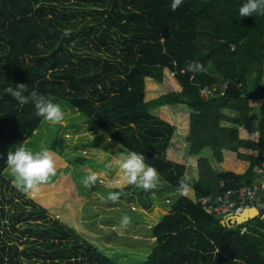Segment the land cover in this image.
<instances>
[{
  "label": "trees",
  "instance_id": "1",
  "mask_svg": "<svg viewBox=\"0 0 264 264\" xmlns=\"http://www.w3.org/2000/svg\"><path fill=\"white\" fill-rule=\"evenodd\" d=\"M245 2L183 0L173 12L172 0H0V264H118L13 185L8 151L68 128L7 94L17 83L84 121L81 159L126 149L158 170L150 198L120 172L122 185H103L146 210L156 241L142 264H264L263 218L228 227L199 203L252 184L264 162V16L241 18ZM204 86L219 93L205 99Z\"/></svg>",
  "mask_w": 264,
  "mask_h": 264
},
{
  "label": "rangeland",
  "instance_id": "2",
  "mask_svg": "<svg viewBox=\"0 0 264 264\" xmlns=\"http://www.w3.org/2000/svg\"><path fill=\"white\" fill-rule=\"evenodd\" d=\"M82 122L81 118L79 121L77 118L64 119L62 125L68 126L67 129L62 127L60 131L47 137L48 132L43 133L45 136L40 133L34 137L32 146H27L34 152L43 148L50 149L55 152L58 161L57 176L49 184L42 186L33 198L46 206L53 216L61 218L108 252L118 264H142L147 251L154 245L149 231L152 224L140 218L139 214L145 209L137 200L121 197L117 203H113L107 199L109 193L107 194L103 185H122L119 183L118 163L113 156L107 163L106 152L87 154L84 153L87 151L84 148L86 160L81 159L83 154H80L78 148L83 143L80 138L84 129V126H80ZM60 135L64 137L61 138ZM74 148H77L75 152ZM93 165H103L105 170L96 171L101 174L100 180L95 186L86 188L83 180L94 172L88 168ZM6 172L13 180L9 170ZM150 192L147 191L143 196L150 198ZM131 194L137 196L135 190ZM124 215L129 216L131 222L122 228L120 221Z\"/></svg>",
  "mask_w": 264,
  "mask_h": 264
},
{
  "label": "clouds",
  "instance_id": "3",
  "mask_svg": "<svg viewBox=\"0 0 264 264\" xmlns=\"http://www.w3.org/2000/svg\"><path fill=\"white\" fill-rule=\"evenodd\" d=\"M182 3L183 0H172L171 10L175 12ZM254 14L264 16V0H246L239 8L241 18L254 16ZM62 35L69 37L72 35V30L65 28L62 30ZM184 70L194 73L205 71L204 66L196 61L186 62ZM5 91L20 105L33 104L36 110L35 114L42 117L45 123L52 126L60 125L65 119L64 108L60 103H54L55 98L51 95L45 96L36 90L29 92L28 85L24 83L15 84V88L9 86ZM120 146L118 145V147ZM117 163L121 179L126 185L135 186L144 191H151L161 184L162 177L160 173L156 168L145 163V155L142 153L123 149L119 154ZM6 164L10 175L13 177V185L17 190L30 197H34L35 194L39 193L42 186L49 184L58 172L56 154L47 148L34 152L27 146L21 145L15 151H8ZM100 176L101 174L96 172L89 173L83 180L84 186L86 188L95 186L100 180ZM190 179L187 174L181 177L180 187L178 188L181 195L186 194L188 189L186 182ZM122 190L123 186H120V191ZM120 191L110 192L107 199L117 203L120 199ZM130 222V217L124 215L120 225L122 228L127 227Z\"/></svg>",
  "mask_w": 264,
  "mask_h": 264
},
{
  "label": "built area",
  "instance_id": "4",
  "mask_svg": "<svg viewBox=\"0 0 264 264\" xmlns=\"http://www.w3.org/2000/svg\"><path fill=\"white\" fill-rule=\"evenodd\" d=\"M217 86H204L201 88V95L205 99L217 96ZM255 181L250 185H243L237 189H228L223 193L206 194L199 198L201 208L210 215L228 219L242 213L244 210L256 205L261 199L264 201V162L255 170ZM258 217L264 219V209Z\"/></svg>",
  "mask_w": 264,
  "mask_h": 264
},
{
  "label": "water",
  "instance_id": "5",
  "mask_svg": "<svg viewBox=\"0 0 264 264\" xmlns=\"http://www.w3.org/2000/svg\"><path fill=\"white\" fill-rule=\"evenodd\" d=\"M264 209V201L261 202V199H259L255 206L250 207L246 210H244L242 213L234 215L225 221L223 223L227 225L228 227H232L238 224H242L244 222H247L249 220H252L260 214V211Z\"/></svg>",
  "mask_w": 264,
  "mask_h": 264
},
{
  "label": "crops",
  "instance_id": "6",
  "mask_svg": "<svg viewBox=\"0 0 264 264\" xmlns=\"http://www.w3.org/2000/svg\"><path fill=\"white\" fill-rule=\"evenodd\" d=\"M145 211H146V210H145ZM256 218H257V217H256ZM223 221H225V219H222V222H223ZM153 222L155 223V221H153ZM151 226H152V225H151ZM232 227H234V226H232ZM151 235H152V234H151ZM152 238H153V241H154L153 244H155V241H156V240H155V237L152 236ZM153 246H154V245H153Z\"/></svg>",
  "mask_w": 264,
  "mask_h": 264
}]
</instances>
